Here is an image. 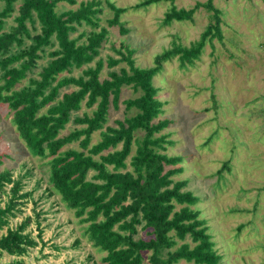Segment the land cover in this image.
I'll list each match as a JSON object with an SVG mask.
<instances>
[{
	"label": "trees",
	"instance_id": "obj_1",
	"mask_svg": "<svg viewBox=\"0 0 264 264\" xmlns=\"http://www.w3.org/2000/svg\"><path fill=\"white\" fill-rule=\"evenodd\" d=\"M159 1L141 0L133 8ZM170 1L161 20L163 26L192 22L200 7L210 12L211 20L189 45L174 38L170 47L155 55L152 66L138 67L134 51L124 41L118 48L111 45L117 58L98 57L109 34L108 28L100 25L102 0H0V103L7 105L29 153L45 160L48 194H58L79 221L87 224L84 233L105 253L101 257L104 264H181V260L222 264L205 220L193 208L198 197L186 188L187 180L173 179L182 170L177 166L182 157L164 153L172 141L162 131L171 119L160 117L164 102L157 98L158 88L153 83L166 61L177 58L179 66L186 68L200 58L208 41L222 39V12L214 0L197 1L190 8ZM60 2L77 7L58 12ZM104 2L112 11L107 24L117 26L121 35L128 33L120 20L128 7ZM15 11L14 23L4 29L6 19ZM83 25L89 30L71 37ZM44 57L48 61L38 63ZM95 57L98 59L89 65ZM121 62L126 66L114 69ZM83 65L87 66L80 75H71ZM104 66L109 70L101 79ZM71 85L75 88L64 89ZM123 85L140 94L122 99L124 117L107 124L109 109L118 107ZM82 105L92 108L91 112L76 114ZM132 108L134 114L127 115ZM69 121L76 127L61 134ZM138 130L140 136L135 135ZM96 131L100 139L91 143ZM75 142L78 147H66ZM3 156L0 154V164ZM226 168L227 161L218 174ZM24 173L14 177L11 169L0 170V193L6 195L4 202L0 200V229L5 227L0 254L21 256L37 245L27 230L33 220L38 239L43 233L38 212L35 218L26 215L15 226L9 225L32 194L23 190V178L30 171ZM140 231L146 236H140ZM7 264L25 263L16 259Z\"/></svg>",
	"mask_w": 264,
	"mask_h": 264
},
{
	"label": "rangeland",
	"instance_id": "obj_2",
	"mask_svg": "<svg viewBox=\"0 0 264 264\" xmlns=\"http://www.w3.org/2000/svg\"><path fill=\"white\" fill-rule=\"evenodd\" d=\"M110 1L128 7L120 20L129 32L121 35L117 26L107 24L112 11L102 0L100 25L107 27L109 34L98 57L117 58L111 45L118 48L124 41L134 51L138 67L152 66L155 55L170 47L174 38L189 45L199 38L211 20L210 12L200 7L192 22L174 21L163 26L161 20L170 0L138 9L133 6L141 0ZM173 1L177 7L190 8L195 2L205 0ZM214 4L222 12V39L208 41L200 58L186 68L179 66L177 58L166 61L161 72L153 78L158 88L157 98L164 102L160 117L171 119L170 125L162 131L168 133L172 141L166 145L164 153L182 157L177 164L182 170L173 179L187 180L186 188L198 197L193 208L198 209L199 217L205 220L222 264H264V0H214ZM2 6L0 3V9ZM76 7L77 4L60 2L56 10L61 12ZM16 13L6 19L4 29L14 23ZM89 28L86 25L77 27L71 37ZM47 61L48 57H44L38 63ZM86 66L73 69L71 75H80ZM119 66L126 64L121 62L114 69ZM36 70L38 68L35 76ZM108 70L107 66L103 67L101 79L107 76ZM73 88L71 85L64 89ZM139 94L132 86L123 85L118 107L109 109L107 124L124 117L122 99ZM91 110L82 105L76 114ZM134 112L132 108L125 113L132 115ZM11 115L7 105L0 103V154L4 155L0 170L9 168L14 177L30 171L23 178V190L32 191V194L21 206L22 212L10 218L9 225L15 226L26 215L35 218L38 212L43 233L38 239L33 220L27 230L38 241L37 245L29 247L21 256L2 252L0 264L16 259L25 264H104L101 257L105 253L95 248L84 233L87 224L79 221L74 210L67 208L58 194H48L45 160L29 153L16 132ZM73 127L76 125L69 121L60 133L65 134ZM141 134V130L135 132V135ZM99 139L96 131L91 143ZM70 146L78 147L76 142L66 147ZM134 149L135 145L131 154ZM226 161L229 169L218 174ZM92 173L90 171L89 175ZM5 199L6 195L0 193V200L4 202ZM3 233L5 227L0 229V235ZM139 234L146 236L144 231ZM75 239L79 240L78 244ZM180 263L194 264L184 260Z\"/></svg>",
	"mask_w": 264,
	"mask_h": 264
}]
</instances>
